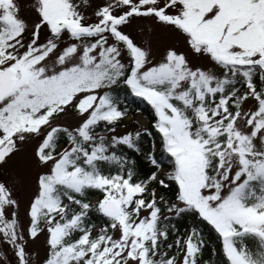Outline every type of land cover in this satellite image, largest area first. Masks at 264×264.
<instances>
[{"label":"snow or ice","instance_id":"1","mask_svg":"<svg viewBox=\"0 0 264 264\" xmlns=\"http://www.w3.org/2000/svg\"><path fill=\"white\" fill-rule=\"evenodd\" d=\"M154 2L155 9L152 10L146 0H124L123 3L116 0L114 5L104 4L101 0L94 20L84 19L83 13L78 11L79 6L75 5L72 19L79 17L84 29L77 33L66 24L54 26L43 14L42 0H35L34 18L26 22L21 21L16 0H0V25L11 16L24 25L19 36H26L27 45H35L37 52L58 53L56 59L59 61L67 49L72 48L69 55L81 57L79 64L68 65V68L75 69L76 75L89 81L90 86L75 94L61 112L71 117V124L63 129L66 135L72 140L75 134L83 143L77 146L78 151L73 150L75 159L68 158L67 163L77 173L93 178L87 186L103 194L97 201L101 210L104 199L112 197L121 204L130 223L151 220L154 228L159 221L161 208L158 201H161L163 211L173 214L166 219L180 221L184 216H191L201 225L200 229H187L188 235L178 236L174 241L177 248L181 241L184 242L182 257H187L188 264H209L208 260L201 261L206 248L212 257H219V264H264V198L252 205L242 202L250 181L258 174L264 176V152L256 151L253 144L258 137L264 138V127H256L257 122L264 120L262 53L243 56L241 62L236 63L226 58L232 52L243 51L239 44H233L226 49L225 58H221L178 22L186 16L198 15L201 23L210 20L219 11L216 5L200 15L198 6H186L184 0ZM256 3L257 0H251V4ZM103 8H107L118 23L105 21ZM169 16L178 20L163 18ZM143 18H151L161 30L182 34L183 48L168 45L156 51L154 58L150 57L130 31L133 22ZM15 27L10 25L9 31H15ZM229 27L225 24L224 31ZM246 27L247 24H241L239 29L233 30V36ZM83 37L88 38V43L81 48L79 44ZM62 39L65 43L58 47L57 41ZM244 60L252 63L245 64ZM209 62L224 69L223 75L213 76L206 72L204 66ZM254 77L260 81L259 88ZM241 85L247 91L239 93ZM249 92L254 94L250 96ZM85 94H91L95 99L88 110L81 112L76 105ZM241 104L245 106V118L251 117L247 123L248 131L243 133L232 120L233 116L240 118L236 114ZM133 105L142 116L146 113L147 119L129 125L124 118ZM97 127L111 136L103 133L93 136ZM57 128L62 126L57 125ZM97 139L106 140L107 144H98ZM14 155L15 152L8 155L4 163ZM233 156L238 161L235 167L232 166ZM112 159L121 161L117 171L102 174L96 167L97 161L110 162ZM222 173L226 174L222 176ZM201 174L203 184L195 179ZM3 179L5 177L0 176V180ZM128 185L136 189L130 198ZM73 187L77 193L82 191L80 186ZM261 190L264 191V184H261ZM145 193L149 199H144ZM72 202L80 209L73 213L78 218L85 216L91 207L86 201L73 199ZM127 208L132 209L131 215ZM253 213L261 218L260 222H249ZM68 219L71 224V218ZM171 228L173 233L179 231L176 224ZM203 233L213 238L210 247ZM49 234L41 230L35 236L29 235L27 240ZM4 236L5 233L0 231L5 246L14 248ZM163 236L167 239L168 233ZM246 236L260 240L255 253L244 244ZM16 241L23 249L21 238L16 237ZM55 247L50 243L45 249L43 264H47ZM129 259L132 264H138V258ZM16 261H21L18 254ZM181 264H185L183 258Z\"/></svg>","mask_w":264,"mask_h":264},{"label":"rangeland","instance_id":"2","mask_svg":"<svg viewBox=\"0 0 264 264\" xmlns=\"http://www.w3.org/2000/svg\"><path fill=\"white\" fill-rule=\"evenodd\" d=\"M115 2L116 0H103L104 4L109 5H114ZM123 2L124 0H121V3ZM16 3L19 7L21 21L26 22L34 18L37 7L35 0H16ZM100 3L101 0H42L40 7L45 17L54 26L66 24L73 32L78 33L84 29L81 28L79 17L75 20L72 19L75 5L79 6L78 11L83 13L84 19L94 20V13ZM146 3L152 10L155 9L154 0H146ZM184 3L186 6L193 4L198 6L201 10L200 15L207 13L214 5L219 7L216 15L203 23L200 22L199 15L186 16L184 20L178 21L185 29L193 33L197 41L201 44L207 43L217 56L225 58L226 49L233 44H239L243 51L232 52L227 55V59L232 58L236 63H240L241 57H250L256 52H261L260 60H264V0H257L256 4H251V0H184ZM101 11L105 21L112 20L113 23H118V20L109 14L107 8H103ZM158 15L161 14L158 13ZM163 18L178 20L177 17L171 16ZM248 20L252 22L247 23ZM21 21H17L11 16L6 18V22L16 26V33L13 36L16 39L12 37L0 46V68H14L17 71L15 87L5 98L0 100L4 101L3 104H0V149L10 143V152L0 161V165H3L0 167V176L5 177V179L0 180V231H3L5 233L4 238L15 246L14 248L7 247L3 243V239H0V264H43L45 249L52 243V227L55 226V223L50 224L49 219H47L36 234L40 233L41 230L50 234L41 235L39 239L27 240L29 235H36L31 232L34 220L33 205H35L36 200L41 199L43 193L40 181L41 173H52L57 161L65 152L61 151L57 156L43 160L38 156V150L51 130L57 125H61L65 129L69 127L71 117L65 116L61 109L82 88L89 87L90 82L83 81L81 77L76 75L75 69L68 68V65H77L81 62L79 55H69L73 51L72 48L67 49L65 55L58 61L56 59L58 53L50 55L49 50L37 52L35 45L29 47L26 43L27 37L19 36V33L24 29ZM225 24L230 25L227 31H224ZM241 24H247V27L237 36H233V30L239 29ZM130 31L150 57L168 45L181 49L185 43L182 34L173 30L164 31L157 28L151 18L137 19L131 25ZM64 43L63 39L57 41V46L62 47ZM86 43H88V38L83 37L79 46L82 48ZM45 56L48 57L47 60L44 59ZM243 62L245 64L252 63L251 60H244ZM204 67L205 71L213 76H222L225 71L219 65L211 62ZM245 91H247L246 88ZM253 94L249 92L250 96ZM94 99L93 95L85 94L79 100L76 108L81 112L88 110ZM18 108L25 114H40L47 111L46 118L41 123L24 124L8 132L7 126L11 119L10 115ZM244 113L245 106L241 104L237 114L240 118L237 119L236 116L234 118L236 127L241 133L248 131L247 123L248 119H251V117L246 119ZM146 119L147 116L145 114L142 116L140 112L124 118L125 123L129 125H135L137 121L144 122ZM228 126L231 127V124ZM256 127H264V121L257 122ZM233 132L235 133V129ZM41 133H43V139H41ZM107 136H111V133ZM253 144L256 151L264 152V138L258 137L253 141ZM12 152H15L16 155L12 156L11 160L5 164V158ZM237 162V158L233 156L232 166L235 167ZM225 174L222 173V176ZM195 179L200 184L204 182L202 174ZM61 181L67 184L72 182L68 177ZM108 198L114 200L112 197ZM165 199L168 197L165 196ZM95 201L97 198L93 199L91 204ZM158 202L164 208L163 202ZM169 214L172 213L166 212L164 216ZM55 219H60L59 215ZM260 219L258 216H250L249 222L255 224L260 222ZM149 223L150 221L148 223L143 220L139 223L134 221L130 233L125 237L124 224L121 221L116 222L111 229V253L114 254L110 255L111 258L104 264H132L130 257L138 258V264H143L140 249L144 243L145 245L148 244L145 237L148 236ZM49 225H51L50 228ZM118 232L121 235L118 236ZM16 237H20L21 243H24L23 249L17 244ZM137 242L138 246L133 254L132 248ZM104 245L105 242L102 243L100 251L104 249ZM119 249H122V252L116 254ZM176 249L178 248L176 247ZM66 250L65 253L70 251L69 249ZM166 250H169L168 243L161 248L163 252ZM172 250L168 251L169 255ZM100 251L99 253H101ZM183 251L184 243L173 264H181L182 258L185 260L186 257H182ZM17 254L21 256L20 262L16 261ZM90 255L91 252L89 251L84 258L87 259ZM169 255L167 258L170 257ZM53 258L52 254L48 262Z\"/></svg>","mask_w":264,"mask_h":264},{"label":"trees","instance_id":"3","mask_svg":"<svg viewBox=\"0 0 264 264\" xmlns=\"http://www.w3.org/2000/svg\"><path fill=\"white\" fill-rule=\"evenodd\" d=\"M10 25L12 24L8 22L0 25V33H3L0 35V46L3 43L8 42L16 33V30L11 32L9 31ZM229 60L235 62L232 58H229ZM256 62L259 63V61ZM236 79L239 81L240 77L237 76ZM254 80L259 88L260 81L258 77H254ZM244 90L245 87L241 85L239 93H243ZM239 93L237 94L239 95ZM46 112L47 111H44L40 114H25L21 109H16L10 115L11 119L7 126L8 132L19 128L24 124L43 122L46 118ZM137 113H139V111H137L135 105H133L130 107L126 116H134ZM145 115L147 116L146 113ZM234 118L235 116L232 117V120H234ZM230 124L231 121H229V125ZM63 129L65 128L56 127L51 130L38 150V156L43 160L53 158L61 151H64L65 153H63L61 158L57 161L53 172L43 174L40 178L43 193L41 199L36 200L35 205H33L34 220L32 222L31 232L32 234H36L47 219H49L50 224L55 223V226L52 227V244H55L56 246L53 253L54 258L47 264H104L114 254L111 253L112 226L116 222L121 221L125 227V237H127L131 231L134 220L131 223L129 222L128 218L125 216V211L122 210L121 204L120 214L115 218H108L97 209V201L100 200L103 194L100 191L87 186L93 178L85 177L83 174L77 173L71 165L67 163L68 158L75 159L72 155L73 150L76 149L78 151L77 146L82 144L83 141H81L78 136H75V134L74 139L70 140ZM97 133H103L106 136L109 134V132H105L101 127H97L92 132V135L96 136ZM96 143H103L106 145L107 141H100L97 139ZM59 147L60 149L58 150ZM109 151L111 152V150ZM117 152H119V149H117ZM120 162L121 161L116 159H112L110 162L97 161L96 167L102 174H111L117 171ZM257 172H259V169H257ZM67 177L72 181L70 184L61 181ZM261 184H264V176L258 174L254 180L250 181L249 187L244 190V200L242 202L247 205H252L258 203L260 198H264V191L261 190ZM73 186H80L82 191L77 193ZM135 191V188L128 185L129 198ZM165 196L167 197V195ZM95 198H97V201L91 204ZM73 199L81 202L86 201L87 204L91 206L87 210V214L85 216L79 218L73 216L74 212L80 211L77 204L72 202ZM144 199H149L146 193L144 194ZM160 208L161 213L159 221L154 228L152 226V221L150 220L148 226V236L145 237L148 244L145 245L144 243L143 246L141 245L140 256L143 264H173L176 261L178 252L184 243L181 241L178 249H176L177 246L174 243L176 238L178 236L187 235V229L201 228V225H199L198 222L191 216H184L180 221L175 219H166V217H170L173 214L164 216L166 212L163 211V207L161 205ZM126 211L129 215H131V208H127ZM58 215L60 219L56 220L55 218ZM252 216H256V214L253 213ZM68 218H71V224H69ZM172 224H176L179 231L173 233L171 228ZM66 225L68 226L66 227ZM105 225L111 226L105 227ZM89 232L90 235H85ZM165 232L168 233L167 239H164L163 236V233ZM203 234L205 235L206 243L210 247L213 242V238L209 237L207 233ZM103 242H105L104 249L100 251ZM243 242L253 251V253L259 249V245L261 243L259 239L252 236L244 237ZM166 243L171 245V247H169V250L163 252L161 251V248L164 247ZM137 246L138 242L135 243L132 248L133 254L135 253ZM66 249H69L70 251L65 253L67 251ZM171 249H173L172 253L169 255L170 257L167 258L164 254L168 253ZM89 251L91 252V255L85 259L84 256ZM99 251L101 253H99ZM120 252H122V249H119L116 254ZM173 253L175 254L174 256L172 255ZM203 260H208L209 264H219V257H212L208 248H206L202 254L201 261ZM184 261L185 264H188L187 257Z\"/></svg>","mask_w":264,"mask_h":264},{"label":"water","instance_id":"4","mask_svg":"<svg viewBox=\"0 0 264 264\" xmlns=\"http://www.w3.org/2000/svg\"><path fill=\"white\" fill-rule=\"evenodd\" d=\"M16 83V70L13 68L0 69V100L5 97ZM10 152V143L0 149V161ZM101 210V207H99ZM101 212L108 217H114L119 212V205L116 201L105 198L102 202Z\"/></svg>","mask_w":264,"mask_h":264}]
</instances>
